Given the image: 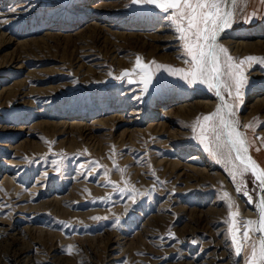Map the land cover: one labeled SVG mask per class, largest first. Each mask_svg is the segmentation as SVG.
Segmentation results:
<instances>
[{
	"label": "rangeland",
	"instance_id": "374dc122",
	"mask_svg": "<svg viewBox=\"0 0 264 264\" xmlns=\"http://www.w3.org/2000/svg\"><path fill=\"white\" fill-rule=\"evenodd\" d=\"M167 15L131 0H0V264H207L223 252L209 240L219 229L245 264L230 213L258 220L261 186L234 180L238 163L223 149L218 163L193 130L215 90L152 65L190 67ZM222 36L236 62L264 58V0H238ZM137 57L153 67L147 92L114 78ZM243 67L242 100L223 94L264 170V64Z\"/></svg>",
	"mask_w": 264,
	"mask_h": 264
},
{
	"label": "snow or ice",
	"instance_id": "6c2138e0",
	"mask_svg": "<svg viewBox=\"0 0 264 264\" xmlns=\"http://www.w3.org/2000/svg\"><path fill=\"white\" fill-rule=\"evenodd\" d=\"M131 2L140 7L151 6L168 14L166 18L175 26V31L182 41L184 54L188 57L185 63L190 67L187 70L156 64L153 61L155 70L163 69L170 76L183 80L189 87L197 84L207 85L210 90H215L217 96H220L219 89L224 88L230 97L234 92V99L238 102L242 100V89L248 84L243 66L252 62L264 64V58L248 56L236 62L228 49L217 42L220 34L231 27L234 19L233 9L238 0H131ZM134 76L139 77L143 91L147 92L154 76L153 67L144 64L142 59L137 57L135 67L131 71L126 70L120 77L114 78ZM225 77L227 79H224ZM128 82L132 83L133 80L129 79ZM221 99L223 100V97ZM232 108V105L224 103L202 120L198 118L193 130L195 131L197 127L200 129V143L204 144L205 150L213 157H217L218 163L219 156L225 155L222 149L226 150L225 158L229 159L230 163L238 162L233 163L234 180L236 175L242 177L245 173L251 172L264 188V170H261L248 155L246 138L237 130L235 122L227 118L234 114ZM247 127L251 128L252 125L249 124ZM212 140L215 141L216 150L210 147ZM241 190L237 189L238 192ZM224 197L229 198V194L225 192ZM229 207H232L231 203ZM258 210V220L238 221L239 213H230V234L236 255L239 256L247 245L248 255L245 264H264V199H261ZM257 233L259 236H256Z\"/></svg>",
	"mask_w": 264,
	"mask_h": 264
},
{
	"label": "bare ground",
	"instance_id": "6f19581e",
	"mask_svg": "<svg viewBox=\"0 0 264 264\" xmlns=\"http://www.w3.org/2000/svg\"><path fill=\"white\" fill-rule=\"evenodd\" d=\"M234 10V9H233ZM234 20V19H233ZM231 26H232V24H231ZM231 28V27H230ZM230 28H227L223 33H221L220 34V36H219V38H218V43L220 44V41H221V39H222V35L223 34H225V33H227V31L230 29ZM161 40V38H157L156 37V39H155V41H160ZM235 48V47H234ZM259 48V47H258ZM237 50V49H236ZM239 50V49H238ZM219 91H220V96H218L217 97V99H216V103H217V105H218V107H221L224 103H227V104H230L229 103V101H227L226 99H225V97H224V94H223V88H220L219 89ZM221 97H223V100L221 99ZM216 105V106H217ZM231 105V104H230ZM217 107V108H218ZM225 111H227V110H225ZM233 111V110H232ZM230 121H234L235 122V126H236V128H237V130L239 131V127H238V123L235 121V119H232L231 118V116L230 117H227ZM235 155V154H234ZM248 155L249 156H251L250 155V153H249V149H248ZM252 158V157H251ZM253 159V158H252ZM254 160V159H253ZM255 161V160H254ZM238 163V162H237ZM256 163V162H255ZM257 164V163H256ZM258 165V164H257ZM259 167V166H258ZM260 168V167H259ZM261 169V168H260ZM197 171V170H196ZM197 173V172H196ZM201 173V172H200ZM249 174H251V172H248ZM252 175V174H251ZM253 176V175H252ZM254 177V176H253ZM260 194H259V199H258V204H257V206H256V208H255V210H254V215L255 216H257L258 217V219H259V210H258V206H259V203H260V201H261V199H264V196H263V193H264V188H262L261 187V190H260V192H259ZM200 217V220H201V223H200V225L201 224H203L204 225V223L205 222H207L206 220H204V218L205 217H201V216H199ZM208 221H211V220H208ZM212 223H214L215 224V222H212ZM209 225H211L210 223H208ZM155 225V224H154ZM195 225V224H194ZM208 227V226H207ZM209 228V227H208ZM210 228H211V226H210ZM212 229H213V227H212ZM197 230H198V227L195 225L194 226V228L193 227H190L189 228V230L188 231H182V234H183V238H188V240H191V239H193V237L195 236V234H196V232H197ZM221 229H219V231L217 232V230L215 231V233H214V236H212L211 235V232H210V235H209V240H211V239H215V246H214V248H220V249H223L222 251V253L221 254H215L216 256H214V257H212V258H210V259H212V260H210V261H208V262H206L207 264H233V261H232V259L230 258V256L228 255V254H226V251L228 250V248L225 246V243H223L224 242V240H223V238L221 237V242H217V240L219 239V235H220V233H221V231H220ZM257 235H259V233H257ZM221 236V235H220ZM213 237V238H212ZM153 240V239H152ZM210 242V241H209ZM26 251L27 253H28V250H31V247L30 246H27L26 248H24L23 249V251ZM24 251V252H25ZM215 251V250H214ZM213 251V252H214ZM25 252V253H26ZM212 252V253H213ZM228 252V251H227ZM211 253V254H212ZM217 253V252H216ZM210 254V256H213V255H211ZM187 255V254H186ZM187 259H188V257H186ZM192 259H194L195 261H182L180 264H196V260H198V257H196V258H194V257H192ZM222 260H224L223 262H222ZM195 262V263H194Z\"/></svg>",
	"mask_w": 264,
	"mask_h": 264
}]
</instances>
